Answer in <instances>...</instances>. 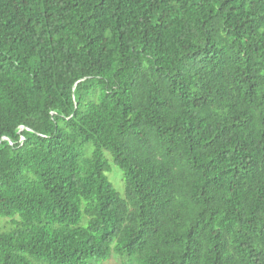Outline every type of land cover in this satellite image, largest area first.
Segmentation results:
<instances>
[{"label": "trees", "instance_id": "16d2710c", "mask_svg": "<svg viewBox=\"0 0 264 264\" xmlns=\"http://www.w3.org/2000/svg\"><path fill=\"white\" fill-rule=\"evenodd\" d=\"M0 217V264H264V0H0Z\"/></svg>", "mask_w": 264, "mask_h": 264}, {"label": "rangeland", "instance_id": "374dc122", "mask_svg": "<svg viewBox=\"0 0 264 264\" xmlns=\"http://www.w3.org/2000/svg\"><path fill=\"white\" fill-rule=\"evenodd\" d=\"M109 180L112 182L114 188L119 194H123L124 182L122 183L121 172L118 168L112 167V172L107 175ZM9 219V218H8ZM8 219L0 217V229L6 230L8 228ZM101 264H121L119 258L115 255H111L110 258Z\"/></svg>", "mask_w": 264, "mask_h": 264}]
</instances>
